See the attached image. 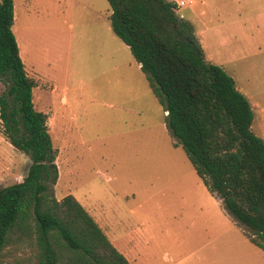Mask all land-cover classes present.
Returning <instances> with one entry per match:
<instances>
[{"label":"rangeland","instance_id":"374dc122","mask_svg":"<svg viewBox=\"0 0 264 264\" xmlns=\"http://www.w3.org/2000/svg\"><path fill=\"white\" fill-rule=\"evenodd\" d=\"M180 1V0H166ZM205 59L224 68L264 140V0H183ZM13 32L37 110L56 150L53 194H72L127 264H263L167 130L165 112L107 0H13ZM3 86L0 83V92ZM29 157L0 120V186L20 181Z\"/></svg>","mask_w":264,"mask_h":264},{"label":"trees","instance_id":"16d2710c","mask_svg":"<svg viewBox=\"0 0 264 264\" xmlns=\"http://www.w3.org/2000/svg\"><path fill=\"white\" fill-rule=\"evenodd\" d=\"M107 2L111 28L163 107L174 145L246 238L264 250V140L251 130L248 98L223 67L205 59L174 1ZM13 23V0H0L2 133L30 159L20 181L0 186V264H127L72 194L60 200L53 194L58 171L49 115L34 107L37 81L19 56Z\"/></svg>","mask_w":264,"mask_h":264},{"label":"built area","instance_id":"2783aa9c","mask_svg":"<svg viewBox=\"0 0 264 264\" xmlns=\"http://www.w3.org/2000/svg\"><path fill=\"white\" fill-rule=\"evenodd\" d=\"M175 4L177 5V7H180L181 5L184 4V1L183 0L176 1Z\"/></svg>","mask_w":264,"mask_h":264},{"label":"crops","instance_id":"0c3cea01","mask_svg":"<svg viewBox=\"0 0 264 264\" xmlns=\"http://www.w3.org/2000/svg\"><path fill=\"white\" fill-rule=\"evenodd\" d=\"M48 118H50V117H48Z\"/></svg>","mask_w":264,"mask_h":264}]
</instances>
